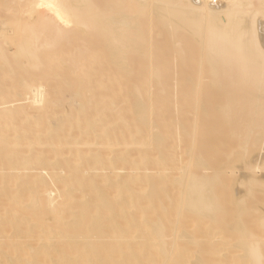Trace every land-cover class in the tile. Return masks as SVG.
<instances>
[{"label": "bare ground", "instance_id": "bare-ground-1", "mask_svg": "<svg viewBox=\"0 0 264 264\" xmlns=\"http://www.w3.org/2000/svg\"><path fill=\"white\" fill-rule=\"evenodd\" d=\"M88 35L102 42L103 56L92 53L85 41ZM74 40L78 44L73 45ZM64 43L70 47L62 51ZM187 52L193 58L188 59ZM91 58L105 69L109 86L129 90L133 122L147 136L130 145L139 152L153 147L159 154L156 159L140 155L131 166L123 153L116 158L98 154L88 167L95 172L97 165H104L107 174L104 180L91 181L75 209L59 202L62 196L65 204L74 197L69 190L54 188V196L37 201L35 195L42 188L50 192L51 184H19L21 176H4L0 264H249L253 252L264 264V206L255 201L251 187L264 180V133L255 134L264 130V0H0V130L17 109L33 127L23 125L25 135L32 129L40 134L44 120L53 126L74 111L79 113L75 104L89 94L88 73L81 67ZM133 60L142 65L138 74ZM189 64L194 68L189 70ZM46 70L47 78L57 81L55 94L66 95L68 87L74 88L65 102L58 101L70 109L64 115H50L55 104L44 97L45 74L26 97H16L30 84V74ZM172 72L184 82L185 99L196 113L192 134L186 136L193 145L184 155L162 152V147L167 140L177 145L188 128L176 122L175 134L167 124L162 132L161 123L152 120L151 103L140 93L141 87L162 90L164 78ZM222 81L238 92L236 97L243 95L237 104L245 103L251 115L244 119L240 135L231 136L240 138L238 150L213 167L196 148L203 137L196 126L208 117L203 90H217ZM228 105L217 108L225 120L232 112ZM47 134L51 135L48 129ZM15 145L11 153L17 151ZM29 148L31 153L32 145ZM26 160V166L33 165ZM84 160L80 155L78 162ZM49 161L52 170L59 166L58 159ZM150 162L160 170L156 177L148 170ZM13 167L10 161L7 169ZM122 172L129 173H123L128 182L113 183ZM77 181L83 189L85 183ZM17 184L18 190L9 192ZM65 188L74 190L75 184ZM56 240L61 244L54 245Z\"/></svg>", "mask_w": 264, "mask_h": 264}, {"label": "rangeland", "instance_id": "rangeland-1", "mask_svg": "<svg viewBox=\"0 0 264 264\" xmlns=\"http://www.w3.org/2000/svg\"><path fill=\"white\" fill-rule=\"evenodd\" d=\"M85 37V41L88 46L92 48V53L103 56L101 52L102 42L98 39H93L91 35L90 37L89 35ZM72 44L76 45L78 43L74 40ZM68 45L69 44L64 43L61 47H59V49L64 51L70 47ZM191 52L186 53L187 58H193L194 53L192 52V55L190 54ZM97 62L91 58L89 62L84 63L81 67L84 73H88L89 83L87 84V89L89 94L84 96L86 92L83 91L84 99L81 101L82 103L80 104L79 102V104H75L76 111L79 109V113H77L79 116H77L74 111L72 116L64 117L61 122H58L53 126L48 124V119L44 120L42 121L39 132L40 134L33 132L35 129H32L27 135H25L22 131V126L27 125L32 127L31 123L23 120L22 113L19 109L16 110L17 112H13L12 117L14 119L9 121L7 126L3 127L5 135L1 136V132L3 131L2 129L0 130V183L2 182L4 176H6L7 179L10 177L14 179L17 176H21L19 184L20 182L27 185L38 183L42 186L46 183L48 185L51 184L52 188L49 189L50 192L47 193V191H44L45 188H42L41 191L35 195L37 197V201H39L38 198L54 196V193L52 192L55 190L54 188L60 192L69 190L74 197L69 200L67 199L68 204L63 202V196L60 197L59 202L63 203V205L67 208L75 209L81 202V199H83L82 196H86L85 192H87L91 181H100V178L101 180H104V176L107 174V172L104 174L105 172L103 173L102 171L104 165H97V172L95 171L96 173L88 167V162H94L95 159L98 158V154L108 155V158H116L120 157L123 153V157H125L127 164L130 166L133 164L134 160L139 159L140 155L156 159V156L159 154V151H157L156 148L147 147L144 152H139L136 146L132 144L130 145V142L133 139H136L138 143L143 140L146 141V132L144 129L138 128V126L133 122L131 109L133 103L127 99L129 96V90L121 87L109 86L105 80V69H102L101 64ZM132 66L135 71L134 73L138 74L137 71L142 65L140 62L133 60ZM188 66L189 70L194 68V65L192 64H189ZM174 72L164 78L165 86L162 90H157V88L151 89L141 87L140 93L142 92L141 95L145 96L144 100L147 98V101L151 103L153 111L152 120L156 124L161 123V127L160 125L159 127L162 132L165 131L167 124L170 128L171 134H175L178 130V127L175 125L176 122H180L188 128L186 133H183V139L177 143V145L174 146L172 140H169V142L167 140V143L162 147V152L172 151L177 153V155H182V153L184 155V152L193 145H191V141L186 136L187 134H192L191 125L194 122V115L196 113L193 106L194 104L188 99H185L187 97L184 82L177 79ZM35 73L36 72L32 74ZM38 73L39 74L36 73L33 76L30 74V84H28L26 89L24 88L25 92L23 94L16 97L20 99L26 97L28 95L27 92L35 89V85L38 84L39 79L44 74L47 78L48 70H46L45 73L42 71H39ZM178 73L183 74L184 72L182 73L180 70ZM135 77L136 76L134 75L132 76L133 79H135ZM18 78V74L13 76L14 80H17ZM5 85H8V82L3 83V86ZM42 85L44 88V97L55 104L52 107L53 114L51 113L50 115H58L59 113V115H64V112H70L68 107H64L65 104H58V101L61 102L60 100H62V102H65V99L69 97L74 88L70 89L68 87L67 89L71 92L68 94L69 91H65L66 95L62 94L64 92L61 91V95H63L61 97L58 91V95L55 94L56 92H52V89L57 86V81L47 78V81L44 80ZM220 86L221 87L219 89L214 91L210 88L203 90V106L206 109L208 117H204V120L198 121L196 126L199 134L203 136H200L201 138L196 143V148L213 167H218L219 164L224 162L226 156L238 150V146L242 144V142L240 138L233 140L231 136L240 135L242 129L245 128L244 125L246 122L244 119L251 115L249 114L251 111L245 107L246 104L244 102L243 105L245 106L237 104L239 102H237V99L239 98L238 100H241L243 95L240 97L237 94L236 97L237 91L234 90L233 92L232 89L224 83V81L220 83ZM180 90L183 91L181 92ZM1 91L2 90L0 88V92ZM239 94H241V92ZM234 96L235 99L233 100ZM5 98L8 100L12 99L11 96H6ZM110 101L113 102L111 103ZM241 101H243V99ZM82 104L84 105V109L81 107ZM112 104H114V106H112ZM227 104H229L228 106L232 112L230 113V117L225 120V118L222 117V114L217 112V108H223L224 106H227ZM48 105L50 106V104ZM46 117L47 116L44 118ZM225 121H227V124H224ZM92 122L98 123L95 126L92 125V128H89L88 125ZM16 129L20 130L19 137L21 138L17 143L18 146L15 145L16 137H18L15 134ZM47 129L51 131L50 136L47 134ZM81 133H84L85 135L81 136ZM260 133H264V130H257L255 132V134ZM79 139L83 142V144L81 143V145H77L76 141ZM59 143H62L61 147L59 146ZM101 144H106L107 148L100 147V149H98V146ZM14 145L16 146L17 151L11 153L10 148L12 149ZM30 145L33 147L31 153L29 151ZM98 151L101 153H97ZM80 155L85 156V160L83 162H78ZM27 158H30L31 161H33V165L31 164L30 166H26L25 162L27 161ZM49 159H58L60 161L59 166H55L52 170ZM10 161L14 167L9 170L7 168ZM148 166V170L156 177L160 170L155 168L154 162H150ZM78 169L81 171L78 172ZM144 171L145 169H142V172ZM47 172L56 174L58 179L55 181L51 180V178L47 176L50 173L47 174ZM123 173L126 176L129 174L127 172H122L123 177L113 180V183L128 182V179L124 177L125 175ZM251 174L256 175L257 177L261 176V172L257 171H251ZM44 175L46 176L45 179H43ZM77 179H81L85 183L83 189L79 184H76L78 183ZM225 180L228 184L231 182V178L229 176L226 177ZM67 183L75 184L74 190L65 188ZM19 184L8 189L9 192L15 193L18 190ZM251 185V187L256 190V192L253 193L255 196L254 198L256 199L255 201H259L260 204H263L262 206H264V180H262L261 183L257 182V184ZM80 191L85 192L83 193ZM26 192L29 193V190L27 189ZM86 198L88 201H91V197L88 196ZM257 204L259 203L257 202ZM6 242L11 243V241L7 240ZM53 243L56 246L61 244L57 240ZM33 245L35 248L38 247L36 243H33Z\"/></svg>", "mask_w": 264, "mask_h": 264}, {"label": "clouds", "instance_id": "clouds-1", "mask_svg": "<svg viewBox=\"0 0 264 264\" xmlns=\"http://www.w3.org/2000/svg\"><path fill=\"white\" fill-rule=\"evenodd\" d=\"M249 264H261V259L256 252L252 253Z\"/></svg>", "mask_w": 264, "mask_h": 264}]
</instances>
